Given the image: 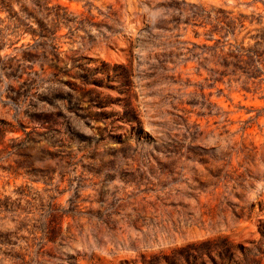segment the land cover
I'll use <instances>...</instances> for the list:
<instances>
[{"label": "rangeland", "instance_id": "rangeland-1", "mask_svg": "<svg viewBox=\"0 0 264 264\" xmlns=\"http://www.w3.org/2000/svg\"><path fill=\"white\" fill-rule=\"evenodd\" d=\"M22 1L53 33L0 11V264H264V66L209 49L264 0Z\"/></svg>", "mask_w": 264, "mask_h": 264}, {"label": "trees", "instance_id": "trees-1", "mask_svg": "<svg viewBox=\"0 0 264 264\" xmlns=\"http://www.w3.org/2000/svg\"><path fill=\"white\" fill-rule=\"evenodd\" d=\"M20 5L19 11L13 10V3ZM34 4L40 7L41 0H33ZM8 11L9 16L13 17L17 26H25L38 36H50L51 29H48L43 19L38 17V10L35 7L29 8L24 5L22 0H0V11ZM222 17H216L219 27L212 29L210 35L219 33L223 40L214 39V43L209 46L210 52L214 58L223 66L224 74L236 73L238 70L243 71L247 77L254 76L260 71L259 65L264 66V32L257 31L252 35L254 40L252 44L245 45L243 41L231 42L228 41L227 35H235L244 25V15L237 17L231 16L228 13H222ZM34 18L38 29L32 27ZM199 254V253H198ZM198 254H196L198 256Z\"/></svg>", "mask_w": 264, "mask_h": 264}]
</instances>
